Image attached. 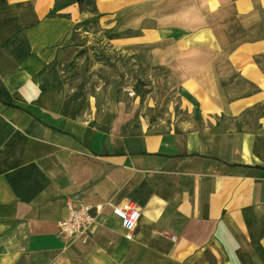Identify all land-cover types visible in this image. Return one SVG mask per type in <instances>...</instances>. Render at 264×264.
<instances>
[{"label": "crops", "instance_id": "crops-1", "mask_svg": "<svg viewBox=\"0 0 264 264\" xmlns=\"http://www.w3.org/2000/svg\"><path fill=\"white\" fill-rule=\"evenodd\" d=\"M93 2L177 99L72 89L76 0H0V264H264V0ZM68 202L100 212L84 243L58 234Z\"/></svg>", "mask_w": 264, "mask_h": 264}, {"label": "rangeland", "instance_id": "rangeland-1", "mask_svg": "<svg viewBox=\"0 0 264 264\" xmlns=\"http://www.w3.org/2000/svg\"><path fill=\"white\" fill-rule=\"evenodd\" d=\"M80 11L86 15L78 25L80 35L72 34L67 40V43H76L80 46L76 60H72L63 68L70 74L69 87L80 88V93L88 96L101 94L115 96L117 99L129 94L137 95L136 89L140 91L143 99L148 94L157 95L161 90L167 89L168 97L160 111H165L167 106L172 108V101L175 102L177 99L174 89L167 86L159 88L154 84V80L147 77L144 70L137 67L131 56L114 49L104 38L109 27L102 26L98 28L99 32H95L97 29L90 26L91 19L97 18L93 0H84ZM152 72L155 75L165 73L160 68Z\"/></svg>", "mask_w": 264, "mask_h": 264}, {"label": "built area", "instance_id": "built-area-1", "mask_svg": "<svg viewBox=\"0 0 264 264\" xmlns=\"http://www.w3.org/2000/svg\"><path fill=\"white\" fill-rule=\"evenodd\" d=\"M66 206L67 214L57 224L58 234L65 238L80 239L84 243L89 228L96 221L100 212L92 211V206L83 202L76 205L68 202ZM111 210L114 215L120 218L121 225L129 238L140 217L138 206L129 201L120 206H111Z\"/></svg>", "mask_w": 264, "mask_h": 264}, {"label": "clouds", "instance_id": "clouds-1", "mask_svg": "<svg viewBox=\"0 0 264 264\" xmlns=\"http://www.w3.org/2000/svg\"><path fill=\"white\" fill-rule=\"evenodd\" d=\"M202 17L199 14L198 9H187L178 14V22L187 26H195L202 23Z\"/></svg>", "mask_w": 264, "mask_h": 264}, {"label": "trees", "instance_id": "trees-1", "mask_svg": "<svg viewBox=\"0 0 264 264\" xmlns=\"http://www.w3.org/2000/svg\"><path fill=\"white\" fill-rule=\"evenodd\" d=\"M78 6H79V9L81 10V5L82 3L84 2V0H76ZM94 3V2H93ZM136 89V88H135ZM136 94L139 95L140 97L142 96L140 91L138 89H136Z\"/></svg>", "mask_w": 264, "mask_h": 264}]
</instances>
